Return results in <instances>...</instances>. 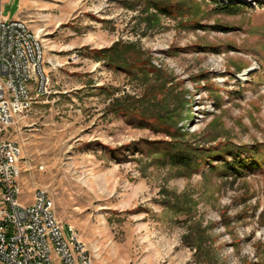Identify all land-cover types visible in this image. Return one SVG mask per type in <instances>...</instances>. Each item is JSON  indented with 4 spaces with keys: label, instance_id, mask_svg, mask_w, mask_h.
Masks as SVG:
<instances>
[{
    "label": "rangeland",
    "instance_id": "374dc122",
    "mask_svg": "<svg viewBox=\"0 0 264 264\" xmlns=\"http://www.w3.org/2000/svg\"><path fill=\"white\" fill-rule=\"evenodd\" d=\"M20 17L50 79L8 132L21 202L47 189L93 264H264V0H24ZM174 143L200 164L173 165ZM248 147L257 168L209 164Z\"/></svg>",
    "mask_w": 264,
    "mask_h": 264
},
{
    "label": "built area",
    "instance_id": "2783aa9c",
    "mask_svg": "<svg viewBox=\"0 0 264 264\" xmlns=\"http://www.w3.org/2000/svg\"><path fill=\"white\" fill-rule=\"evenodd\" d=\"M49 83L43 40L0 7V264H93L78 231L69 225L67 235L47 189L36 188L30 204L20 200L23 149L8 132Z\"/></svg>",
    "mask_w": 264,
    "mask_h": 264
},
{
    "label": "trees",
    "instance_id": "16d2710c",
    "mask_svg": "<svg viewBox=\"0 0 264 264\" xmlns=\"http://www.w3.org/2000/svg\"><path fill=\"white\" fill-rule=\"evenodd\" d=\"M223 9L225 10H231L232 7L230 6H223ZM251 148L248 147L246 150L243 149H230V150H223L222 151H216L212 153L210 156L211 160L209 164H212V161L214 158L222 157L223 161L225 163H220V165L212 166L213 168L221 167L222 171L224 170H242L243 168H257L260 166L259 158L257 157V149L250 150ZM248 151V152H247ZM227 152V154L231 155L233 159L231 161H228L226 158H224V154ZM247 152L248 155L244 156V153ZM167 157L169 161L173 165H180L185 168H195L200 164L199 157L196 153L190 152L189 150L185 148H180L176 143H174L168 150H167ZM203 162V160H202Z\"/></svg>",
    "mask_w": 264,
    "mask_h": 264
},
{
    "label": "crops",
    "instance_id": "0c3cea01",
    "mask_svg": "<svg viewBox=\"0 0 264 264\" xmlns=\"http://www.w3.org/2000/svg\"><path fill=\"white\" fill-rule=\"evenodd\" d=\"M11 1H14V2H16V4H17V12H16V14H15V18H21L20 17V14H21V12H22V8H23V4H24V0H0V7H1V9L3 10V13H4V9H3V7H5V4H8L9 2H11ZM4 15H6V14H4ZM7 16V15H6ZM8 18H11L12 16H7Z\"/></svg>",
    "mask_w": 264,
    "mask_h": 264
}]
</instances>
